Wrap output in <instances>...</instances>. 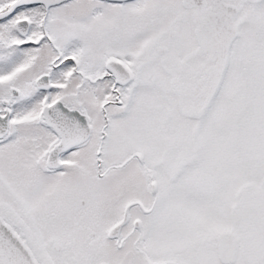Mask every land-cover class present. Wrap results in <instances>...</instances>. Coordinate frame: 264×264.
I'll use <instances>...</instances> for the list:
<instances>
[{"label":"snow or ice","instance_id":"6c2138e0","mask_svg":"<svg viewBox=\"0 0 264 264\" xmlns=\"http://www.w3.org/2000/svg\"><path fill=\"white\" fill-rule=\"evenodd\" d=\"M0 264H264V0H0Z\"/></svg>","mask_w":264,"mask_h":264}]
</instances>
